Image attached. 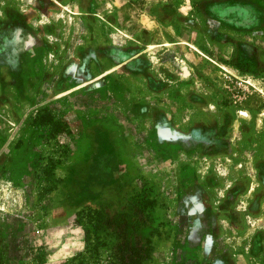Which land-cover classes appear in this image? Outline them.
Listing matches in <instances>:
<instances>
[{
  "label": "rangeland",
  "instance_id": "374dc122",
  "mask_svg": "<svg viewBox=\"0 0 264 264\" xmlns=\"http://www.w3.org/2000/svg\"><path fill=\"white\" fill-rule=\"evenodd\" d=\"M153 30L189 45L210 93L220 92L226 107L260 110L245 117L264 130V0H0V264L70 261L85 244L77 212L126 206L133 213L136 194L147 201L137 233L151 246L142 264H233L218 240L222 207L191 184L184 167L175 181L166 180L168 166L158 164L163 146L157 155L148 148L159 138L148 143L142 172L121 156L129 152L125 141L107 144L111 131L96 130L105 113L119 112L111 96L121 86L111 74L120 66L106 59L113 53L121 60L120 50L107 41H145ZM223 40L239 51L226 59L250 75L223 69ZM175 55L160 48L158 60ZM138 61L145 69L148 58ZM219 68L231 75L226 82ZM154 113L161 132L152 136H163L174 126ZM106 254L84 264H108Z\"/></svg>",
  "mask_w": 264,
  "mask_h": 264
},
{
  "label": "crops",
  "instance_id": "0c3cea01",
  "mask_svg": "<svg viewBox=\"0 0 264 264\" xmlns=\"http://www.w3.org/2000/svg\"><path fill=\"white\" fill-rule=\"evenodd\" d=\"M168 34L153 30L145 41L137 35L134 42L132 35L130 40L121 43H113L107 37L106 45L120 50L121 60H115L117 56L113 53L106 59L112 68L120 66L118 72L111 74V79L117 78L121 86L120 95L111 96L119 112L105 113L108 117L98 120L96 130L102 133L107 127L111 131L110 137L107 133L105 136L107 144L112 142L120 147L125 141L129 152L121 156L131 169L132 163H136V169L142 172L149 163L147 145L159 138L158 144L153 142L148 148L157 155L159 152L155 149L163 146L164 157L159 158L158 164L168 166L166 180L175 181L184 167L191 174V184L207 194L214 205L222 207L218 218L222 230L218 240L227 245L233 264H264V130L249 119L260 110L249 106L242 109L235 104L226 107L219 102L223 95L218 91L210 93L202 62L198 61V71L199 64L193 63L189 45L173 44L176 40H171L172 35ZM127 36L131 35L127 33ZM217 47L223 53L220 64L224 70L235 67L241 76L252 73H243L234 62L226 59L236 57L237 44L223 40ZM160 48L175 52L174 58L178 61L173 58L158 60ZM141 57L148 58L145 69L138 66ZM223 69H220L223 75L219 80L226 82V76L231 75ZM155 111L174 126L163 136H152L154 129L161 132L156 128ZM227 112L232 118L225 132L221 122ZM221 136H225L224 139L220 140ZM120 139L123 140L121 144ZM184 140L190 144L181 143ZM208 141L213 146L211 150L205 148ZM161 176L162 172L159 178ZM230 197L231 202L228 201ZM230 211L236 212L238 218H233Z\"/></svg>",
  "mask_w": 264,
  "mask_h": 264
},
{
  "label": "trees",
  "instance_id": "16d2710c",
  "mask_svg": "<svg viewBox=\"0 0 264 264\" xmlns=\"http://www.w3.org/2000/svg\"><path fill=\"white\" fill-rule=\"evenodd\" d=\"M132 199L133 213H129L126 206L114 212L104 206L79 210L77 217L83 228L84 249L62 264H84L90 258L97 260L102 251L107 252L108 264H142L151 250L150 240L142 241L137 233L143 224L147 201L138 194Z\"/></svg>",
  "mask_w": 264,
  "mask_h": 264
},
{
  "label": "bare ground",
  "instance_id": "6f19581e",
  "mask_svg": "<svg viewBox=\"0 0 264 264\" xmlns=\"http://www.w3.org/2000/svg\"><path fill=\"white\" fill-rule=\"evenodd\" d=\"M185 66V65H184ZM182 67V66H181ZM183 68H185V67H183Z\"/></svg>",
  "mask_w": 264,
  "mask_h": 264
}]
</instances>
